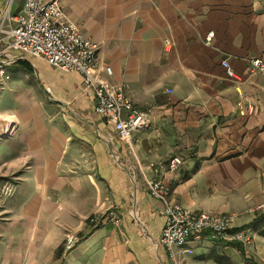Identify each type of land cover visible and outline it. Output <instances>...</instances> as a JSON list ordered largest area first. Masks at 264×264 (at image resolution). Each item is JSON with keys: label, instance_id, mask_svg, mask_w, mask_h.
<instances>
[{"label": "crops", "instance_id": "1", "mask_svg": "<svg viewBox=\"0 0 264 264\" xmlns=\"http://www.w3.org/2000/svg\"><path fill=\"white\" fill-rule=\"evenodd\" d=\"M60 1L99 44L98 62L112 69L100 76L123 85L150 126L137 141L121 139L84 93L82 74L12 52L0 97L12 118L0 122V189L11 179L16 188L0 194V264H189L187 255L214 250L264 264L263 228L250 226L264 211V75L249 71L252 57L264 60V0ZM24 2L0 0L6 27ZM173 156L183 160L176 170ZM159 162L171 201L235 214L250 243L191 237L172 257L160 243L164 204L147 186ZM112 207L119 226L89 227ZM69 232L80 240L67 252Z\"/></svg>", "mask_w": 264, "mask_h": 264}, {"label": "built area", "instance_id": "2", "mask_svg": "<svg viewBox=\"0 0 264 264\" xmlns=\"http://www.w3.org/2000/svg\"><path fill=\"white\" fill-rule=\"evenodd\" d=\"M7 24L4 14H0V96L4 83L9 79L7 69L13 52L30 54L44 59L50 65L65 71H76L83 76V91L94 98L95 111L104 116L114 126L117 135L126 141L138 140L135 133L150 126V115L146 109L134 105L125 93L123 85L111 84L100 76L102 70L111 73L110 66L98 62L99 44L85 36L76 21L64 14L60 0H25L20 11ZM250 72L264 75V60L252 57ZM229 77H237L228 58L222 60ZM255 107L251 106V112ZM183 160L173 156L168 167L176 170ZM152 175L147 178L150 193L164 204L165 223L160 235V243L177 257L186 252V244L191 237L208 235L223 242H239L247 245L251 233L247 228L235 226V215L215 211L195 212L169 199L170 189L163 181V163L150 165ZM16 184L6 182L0 194L10 196ZM89 221L94 225H119L121 217L112 207L101 214H93ZM109 224V225H110ZM74 233L69 232L64 241L65 251L74 243Z\"/></svg>", "mask_w": 264, "mask_h": 264}, {"label": "rangeland", "instance_id": "3", "mask_svg": "<svg viewBox=\"0 0 264 264\" xmlns=\"http://www.w3.org/2000/svg\"><path fill=\"white\" fill-rule=\"evenodd\" d=\"M2 93V92H1ZM1 97V96H0ZM4 119H7V121L8 120H11L12 118L11 117H8V116H4V114H2V113H0V122H2V120H4ZM13 131V127L12 128H10V127H8L7 129H6V131H5V133L6 134H8V133H11ZM2 134V132L0 131V135ZM12 182V183H14V184H16L12 179L11 180H6V181H4V183H6V182ZM3 183V184H4ZM3 186V185H2ZM117 210V209H116ZM227 214H229V213H227ZM232 215H235V214H232ZM91 223H92V225L95 223H93V222H91V221H88V224H90L91 225ZM110 224V223H109ZM109 224H106V225H109ZM99 225H104V224H101V223H98V224H96V225H93V227H97V226H99ZM110 225H112V226H119V225H113V224H110ZM235 225H236V215H235ZM74 233V236H75V239H74V243L72 244V246L70 247V248H68L66 251L68 252L69 250H72L75 246H76V244L79 242V240H80V234H78L77 232H73ZM251 237H252V234H251ZM223 242V241H222ZM63 249H64V244H63ZM65 250V249H64ZM196 252H194L193 254H189V255H187L188 256V258H189V260H190V263L189 264H218V263H216L213 259H211V258H209V259H207V258H203L202 257V255H203V253L202 252H199L198 254H196ZM229 256V255H228ZM232 259V258H231Z\"/></svg>", "mask_w": 264, "mask_h": 264}, {"label": "trees", "instance_id": "4", "mask_svg": "<svg viewBox=\"0 0 264 264\" xmlns=\"http://www.w3.org/2000/svg\"><path fill=\"white\" fill-rule=\"evenodd\" d=\"M89 227H93L92 223L91 225L88 224ZM250 226L253 227L254 229H262V233H264V211L261 212L251 223ZM210 258L213 259L215 262L219 264H237L234 262L230 256L226 255L223 252H218L216 250L211 252Z\"/></svg>", "mask_w": 264, "mask_h": 264}]
</instances>
